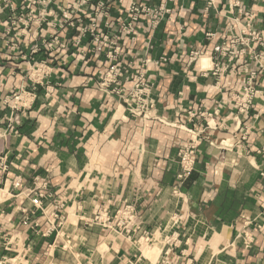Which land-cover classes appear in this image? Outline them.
Returning a JSON list of instances; mask_svg holds the SVG:
<instances>
[{
  "label": "crops",
  "instance_id": "0c3cea01",
  "mask_svg": "<svg viewBox=\"0 0 264 264\" xmlns=\"http://www.w3.org/2000/svg\"><path fill=\"white\" fill-rule=\"evenodd\" d=\"M133 4L162 8L160 22L139 11L123 33ZM239 21L264 30V0H0V264H264V58L209 72L227 63L214 47L234 42ZM94 23L106 39L119 34L117 59L98 47ZM41 61L52 70L34 84ZM113 63L121 92L148 82L149 116L100 86ZM250 70L260 93L241 112ZM33 87L32 106L15 110L13 94ZM192 131L197 159L181 181L178 150ZM36 176L57 217L34 203ZM125 205L130 233L114 220ZM103 209L112 229L95 220Z\"/></svg>",
  "mask_w": 264,
  "mask_h": 264
},
{
  "label": "built area",
  "instance_id": "2783aa9c",
  "mask_svg": "<svg viewBox=\"0 0 264 264\" xmlns=\"http://www.w3.org/2000/svg\"><path fill=\"white\" fill-rule=\"evenodd\" d=\"M52 1L54 0H39V3L45 5ZM84 1L87 2L89 0ZM139 11L149 14L153 18L154 24H158L163 16L162 8L155 9L147 6H141V8H138L135 4H133L131 8H129V20L122 24L123 33L130 32V34H133V23L134 21H138L139 19L137 16L138 14L136 15L135 13ZM62 14L66 22H68L69 19L72 18L69 7H67ZM239 22L238 25L240 28V34L236 36L234 42H220L214 47V51L216 54L215 56L219 60L220 57H226L228 59L227 63H222L217 60L214 62V66L209 72L220 76L221 74L232 68L231 63H233L235 58L243 54H249L251 58L257 60H261L264 58V30L259 31L253 29L250 22ZM96 28V23H94L93 28L90 30L94 34L96 40L99 42L98 47L101 49L103 47L108 48V57L112 60L117 59L118 54L121 52V46L118 43L119 34L113 35L111 39H106V36L102 37V34L98 33ZM86 30H88V28ZM51 41L53 44L59 45L61 47H66L57 35L54 36ZM259 46L261 47V51H257V48ZM191 56L197 58L199 56V53L193 51ZM260 66L262 69H264V64H260ZM51 70V64H49L47 61H41L31 68L29 76L33 80L34 84H43L47 77L50 75ZM119 74L120 70L117 63H113L109 67L108 71L104 74L100 82V86L108 89L111 93L120 92L122 100L127 102L132 114L149 116V111L153 107V102L145 98V95L147 94V89L149 88L148 82L145 81V78L139 77V79H137L136 81L133 90H131L130 92H121V88L119 86H112V84L118 82ZM256 76V70L249 71L248 75L245 77V85L243 86V91L236 97L237 107L238 110L241 112H245L246 110H248L252 106L257 94L260 93L258 86L254 82ZM36 96L37 95L34 87L31 90L21 88L20 90L15 92L11 98V100L13 101V108L17 111L26 110L30 108L35 102ZM132 99H135V101H132ZM191 133L192 137L190 141L178 150V161L180 164V171L177 176L181 181L187 179L192 174L197 159V150L200 138L198 135H195V131H192ZM0 168L3 171L7 169V164L2 160H0ZM261 175L264 178V169L261 171ZM34 182L36 183L37 187L35 189L36 197L33 201L36 204L37 208H40L44 214H49L57 217L58 213L56 212V209L60 206L59 204H55L52 207L53 210L51 211L47 206H44L42 203L43 198L52 196V193L48 189V179L36 176ZM20 183V181H15L13 185L15 187H19ZM134 212V207H132L131 205H125L123 208L117 210V212L114 214V220L116 221L115 225L118 227L119 232H124V230L126 229L125 232L130 233L133 230L135 220L133 219L135 216ZM95 220L100 221L105 227L111 229L114 227L112 218L108 213L107 209H103L102 211H100L96 215ZM24 223H30V218L27 217L24 220Z\"/></svg>",
  "mask_w": 264,
  "mask_h": 264
},
{
  "label": "bare ground",
  "instance_id": "6f19581e",
  "mask_svg": "<svg viewBox=\"0 0 264 264\" xmlns=\"http://www.w3.org/2000/svg\"><path fill=\"white\" fill-rule=\"evenodd\" d=\"M151 249V248H150ZM148 250V249H147ZM146 251V250H145Z\"/></svg>",
  "mask_w": 264,
  "mask_h": 264
},
{
  "label": "rangeland",
  "instance_id": "374dc122",
  "mask_svg": "<svg viewBox=\"0 0 264 264\" xmlns=\"http://www.w3.org/2000/svg\"><path fill=\"white\" fill-rule=\"evenodd\" d=\"M149 254V253H148Z\"/></svg>",
  "mask_w": 264,
  "mask_h": 264
}]
</instances>
